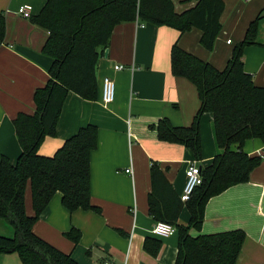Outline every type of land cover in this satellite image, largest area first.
<instances>
[{
  "label": "crops",
  "instance_id": "1",
  "mask_svg": "<svg viewBox=\"0 0 264 264\" xmlns=\"http://www.w3.org/2000/svg\"><path fill=\"white\" fill-rule=\"evenodd\" d=\"M45 2L0 0V12L7 21L5 42L0 46V154L12 163L18 161L22 152L14 120L20 113L34 114V94L48 82L52 64V59L43 54L49 31L21 17L18 9L30 5L36 17ZM195 2H179L177 10L183 12ZM223 2V28L213 51L202 45L203 33L196 28L181 35L166 26L138 21L122 23L114 29L99 62L98 99L88 101L79 95L68 96L57 136L47 138L39 153L52 156L81 128L96 125L99 141L91 153V203L100 212L81 209L70 212L63 206L62 194L57 193L35 224L34 232L71 255L77 264H175L178 234L157 238L152 233L158 223L149 213L152 164H160L181 197L188 167L195 162L207 167L222 151L212 113L201 118L202 161H197L185 146L161 141L154 129L164 118L175 127L190 126L200 109L196 86L172 74V47L178 43L183 50L224 70L234 48L245 39L250 24L262 13L257 44L246 47L243 61L255 84L264 87V0ZM117 65L124 69L117 71ZM105 77H110L117 88L116 99L109 105L102 102ZM244 151L261 157V164L252 172L249 182L233 186L209 200L202 230L192 234L196 237L243 230L247 238L236 264H264V140H248ZM25 202L27 214L33 216L30 183ZM190 217L185 207L179 223L188 225ZM72 229L82 234L78 244L66 237ZM147 238L161 242L157 256L144 249ZM18 259L16 254L0 255V264H19Z\"/></svg>",
  "mask_w": 264,
  "mask_h": 264
},
{
  "label": "trees",
  "instance_id": "2",
  "mask_svg": "<svg viewBox=\"0 0 264 264\" xmlns=\"http://www.w3.org/2000/svg\"><path fill=\"white\" fill-rule=\"evenodd\" d=\"M179 2L188 0H46L41 13L30 18L49 31L43 54L52 59V64L48 82L34 94V114L20 113L14 120L22 149L18 161L12 163L0 154V218L14 228V237L0 234V255L17 253L22 264H77L71 255L39 237L34 226L57 193L62 194L63 206L70 212H100L91 203V153L98 146L99 129L93 124L81 128L52 156L42 155L39 150L47 138L57 136L70 94L88 101L98 99L99 62L118 25L138 21L170 27L181 35L196 28L203 33L202 45L214 50L223 28V0H196L183 12L177 10ZM262 20L261 13L250 24L224 70L183 50L178 43L172 47V74L196 86L200 109L190 126L175 127L164 118L154 129L161 141L185 146L197 161H202L201 118L212 113L222 151L211 165L201 167L203 183L187 202L174 191L160 164H152L149 213L155 221L176 227L179 244L175 264H236L246 241L243 230L196 237L192 231L202 230L211 198L249 182L262 162L261 157L246 153L244 145L251 139L264 140V87L255 84L243 61L246 47L257 44ZM6 31V16L0 12V46L5 42ZM28 183L33 216L26 211ZM185 207L191 215L188 225L179 223ZM81 236L77 229L66 233L75 244ZM144 249L157 256L161 242L147 238Z\"/></svg>",
  "mask_w": 264,
  "mask_h": 264
},
{
  "label": "built area",
  "instance_id": "3",
  "mask_svg": "<svg viewBox=\"0 0 264 264\" xmlns=\"http://www.w3.org/2000/svg\"><path fill=\"white\" fill-rule=\"evenodd\" d=\"M18 14L25 18L30 19L33 16V7L30 5H23L18 9ZM117 71L123 70L124 66L117 65L115 67ZM117 88L115 82L110 77H105L102 83V102L106 105L112 104L116 99ZM202 168L195 162L192 163L186 170V186L181 196L183 202H187L192 197L195 189L203 183ZM130 173V170H127ZM153 235L158 238H168L177 235V229L172 224L166 222H158L153 229ZM104 264H112L106 262Z\"/></svg>",
  "mask_w": 264,
  "mask_h": 264
},
{
  "label": "rangeland",
  "instance_id": "4",
  "mask_svg": "<svg viewBox=\"0 0 264 264\" xmlns=\"http://www.w3.org/2000/svg\"><path fill=\"white\" fill-rule=\"evenodd\" d=\"M0 234L6 237H14V228L5 220L0 218ZM16 256H18L19 264H21L20 256L15 253Z\"/></svg>",
  "mask_w": 264,
  "mask_h": 264
},
{
  "label": "water",
  "instance_id": "5",
  "mask_svg": "<svg viewBox=\"0 0 264 264\" xmlns=\"http://www.w3.org/2000/svg\"><path fill=\"white\" fill-rule=\"evenodd\" d=\"M108 53L106 52V55H107Z\"/></svg>",
  "mask_w": 264,
  "mask_h": 264
}]
</instances>
